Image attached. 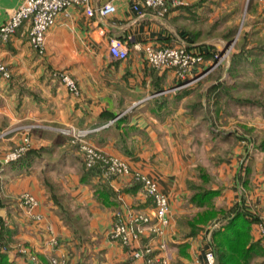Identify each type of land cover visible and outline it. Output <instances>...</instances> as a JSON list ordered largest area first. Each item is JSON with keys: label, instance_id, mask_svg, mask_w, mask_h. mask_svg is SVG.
Here are the masks:
<instances>
[{"label": "crops", "instance_id": "1", "mask_svg": "<svg viewBox=\"0 0 264 264\" xmlns=\"http://www.w3.org/2000/svg\"><path fill=\"white\" fill-rule=\"evenodd\" d=\"M21 1L0 0V24ZM109 1L114 2L116 10L105 17H89L80 6H70L60 13L46 32L44 56L38 55L30 46L28 24L21 26L6 44L0 46V59L11 73L9 79L0 75V130L7 126L16 128L0 142V154L16 145L20 136L17 127L37 125L29 130L31 148L26 157L1 164L0 172H11V176L18 179L23 170L30 169H27L28 174L33 172V175L28 184H22L27 185L32 193L42 196L41 199L44 187L40 176H62L61 186L55 184L61 192L59 203L64 200L69 204L62 212L51 197H45L42 206L35 209L44 216V220L39 222L32 220L23 208H14L9 215L11 222L4 232L8 239L23 240L43 262H47L50 255L65 252V264H146L143 259L133 260L129 248L110 240L107 232L113 211L117 208L128 206L150 214V200L144 196L140 185L131 183L130 177L104 180L102 172L85 175L87 169L82 164L77 144L70 143L71 136L61 132V128L69 126L90 128L93 130L86 136L89 143L106 154L122 156L133 170L144 172L157 182L168 195L171 217L188 210L196 214V211L211 208L213 204H221L215 207L220 212L205 224L192 217L186 221L184 230L170 226L176 235L174 239H168L172 264H199L204 250L212 243L214 228L223 227L237 213H247L249 218L257 220L259 212L264 213V159L253 162L255 164L250 168L240 164L246 150L243 142L237 143L231 150L233 158L225 164L224 173L233 175L236 170H241V174L254 171L251 180L242 181L246 186L244 196L238 186L230 182L223 183V188H216L186 180V187L189 183L192 193L190 188L184 189L181 169L177 164L180 160L173 159L170 163L165 157L181 155L174 141L175 124L180 120L175 119L178 112L170 106L173 99L177 100L176 103L184 100V93L174 94L175 89H171L178 82L173 70L148 66L138 46L187 44L196 46L198 50L212 51L210 48L199 49L194 42L195 34L187 36L177 29L182 37L175 39L172 36L169 20L175 22L183 11H190L196 3L194 0H183V4L177 7L168 4L167 11L161 13L144 7L138 0H90L93 6ZM135 5L138 7L135 8ZM249 7L257 17L254 26L263 29L264 0H252ZM112 38L128 42L129 55L125 61L109 57L107 46ZM235 53L228 69L229 76L238 74L240 68L247 71L248 67L243 68L246 65L259 72L263 65L260 62L264 60V41L251 42L247 38ZM51 65H59L73 75L80 90L79 96H73L57 80L50 70ZM199 71L200 68H196L189 75L195 76ZM216 83H203L202 90L208 87L207 97L212 95L211 89L217 87ZM235 102L260 105V102L249 99L236 98ZM254 114L252 123L261 122L264 126V119H260L258 112ZM108 115L111 116L108 118ZM255 150L264 157V138ZM228 183L231 185L228 186ZM200 188L214 193L204 198L193 197L196 189ZM255 206L260 211L255 210ZM86 215L89 220L84 226L79 222ZM71 219L78 220L76 227H73ZM242 221L238 218L235 229L248 236L247 247L253 245V254L247 263L252 264L255 258L264 257V241L258 236L255 221L241 227ZM47 224L51 225V233L45 228ZM202 226H206L207 235L199 232ZM52 234L59 237L56 247L48 244ZM156 241L142 237L141 244L155 246ZM3 256L5 261H0V264H24L20 257ZM17 259L20 260L16 262Z\"/></svg>", "mask_w": 264, "mask_h": 264}, {"label": "rangeland", "instance_id": "2", "mask_svg": "<svg viewBox=\"0 0 264 264\" xmlns=\"http://www.w3.org/2000/svg\"><path fill=\"white\" fill-rule=\"evenodd\" d=\"M198 2L200 4L199 6H197ZM251 2L252 0H194V3L196 4L190 9V11H183V14H181V16H179L175 22L169 20V27H171L173 32L172 36L175 39L182 37L177 33V29H179L182 32H185L187 36H189V33L195 34L194 42H197L199 49L204 48L206 50L207 48H210L212 52L218 53L225 47H229V52L222 58L223 60L220 62V64H217L213 69H211V71L206 73V75H202L196 80L191 81V83L187 81H189L193 75H189L188 77L183 78L178 77L173 71L175 77L178 79V82L171 89H175L174 94L179 95L180 93H184V100H178V102L176 103L177 100L173 99L174 102L170 106V108H173L178 112L175 119L177 120L178 118V120H180L175 124L174 141L176 142V150L179 149L181 155H166L165 157L168 158L170 163L171 161H173V159L180 160L177 164L181 169V181L185 190H189L188 188H190V194L192 193V187L191 185L188 186L189 183L186 187V180H194L193 182H196L199 185H207L216 188H223L225 187V184L223 183L230 182L238 186L237 189L242 193L243 196L244 194H246V186L242 184V181L247 179L251 180L254 177L252 175L254 174V171L251 170L249 173L243 172V174H241V170H236L235 172H233V175H227L223 172L225 164H229V161L233 158L231 150L239 142L244 143V146H246V150L244 151V156H242L241 163H237H240L243 166H245L246 164L248 167L253 168V165L255 164L253 162H261L264 159L263 154L261 152L256 153L255 150L256 147L259 146L260 141L264 138V126H262L261 122L256 124L252 123V118L255 116L254 113L258 112L260 119H264V60L260 62L263 65L261 66L259 72L253 71L251 66L246 65L243 68L248 67L247 71H243L240 68L238 74H233L232 76L228 75V69L233 60V55L236 54L235 51L243 46L247 38L251 42L264 41V28L261 29L260 27L254 26L257 17H255V14L251 13L250 11L249 5L251 4ZM187 47L190 49L198 50L196 46L187 45ZM40 56H44V54ZM146 64L148 65L147 62ZM59 67V65L50 66V70H52L54 76H57V73L59 72L67 73L75 80V78L69 71H67L66 69H61V67ZM8 71L10 73L9 69ZM198 74L199 73H196V75ZM205 81L206 83H208V85L217 82L215 86H217L218 88L213 87L211 89L212 95H210V97H207V86V89L205 91L202 90L204 88L203 83ZM59 82L62 83L60 80ZM197 88L202 90V92L199 93L197 91ZM204 93L205 96L203 95ZM236 98L244 100H255L256 102H260V105L258 106L257 104H255L254 106L248 104H240L239 102H235ZM36 126L37 125L35 124H30L28 126L17 127L18 131L20 132V136L18 137L19 140L17 141L16 145L2 151V154H0V166L1 164L6 165L9 163L20 161L24 158L23 155H25L26 152L31 148V136L29 134V130L32 129L31 127ZM72 128L76 130V132L90 129H76L73 126H69V128H61V130ZM15 129L16 128H13L11 126H7L6 128L1 129L0 142L8 138L9 134L12 133ZM90 130L92 131L93 129ZM87 134L83 136V140L86 143L92 145L86 139ZM69 141L72 144H77L82 164L84 165L85 169L93 168L97 163L101 165V176L104 180L127 176L132 180V184L140 185V183L132 177L134 176L135 172L142 173L153 179L151 176L147 175L144 172L133 170L128 163L127 165L129 166V171L127 173L105 176L103 170L106 165V159H99L93 164L94 166H87L85 164V161H83L85 156L83 154L84 151L81 149L80 141L76 140L75 137H69ZM25 142L26 145L23 144ZM21 144L26 147V150L21 155V157L11 162H5L4 160L7 158V155L13 153ZM165 151L169 152L167 151V149ZM102 154L105 158L108 157V155H113L125 160V158L120 155L106 153ZM252 158H254V161L252 160ZM27 169L23 170L21 176H19L18 179H14L13 175L11 176V172L5 174H2V172H0V248H2L0 249V253L5 254L6 256L10 255V257H20L23 260L24 264H52V258H60V260L56 264H62L61 261L62 259H64L63 264H65V252L50 255L47 262H43L38 257V254L33 251L27 244H25L23 240L11 238L8 239L7 235L4 232L11 222L12 218L9 215L14 210V208H23L24 210H26V213L30 215L32 220L39 222L44 220V216L42 213L35 211V209L40 205L42 206V200L45 197L47 199L51 197L58 205L59 210H62V212L65 211L64 207L69 205L64 200L62 201V203H59V201H61L62 199L61 192L59 188L57 189L55 187V184H60L61 186L63 182V180H61V178H63L62 176L59 177L57 175L58 177L54 176L53 178L49 176L46 178L40 176L39 180L44 187V197L43 199H41L42 196L39 197L36 193H32L30 190H28L27 185L24 186V184H22H28L30 177L33 175V172L31 173V175H29L28 170L30 169ZM13 181L16 183H14ZM13 185L16 186V189L13 188ZM100 185L101 184H99V186ZM227 185L230 186L231 184L228 183ZM101 187L99 189H103ZM25 193H29L35 197V199L37 200L36 206L30 208L23 202L22 195ZM163 193L168 197L165 192ZM220 205L221 204L217 203V205H211V208H205L203 210L199 209L200 211H196V214L194 211L188 210L189 212L175 214L172 215V217L169 205V221L167 227L164 228L163 235L160 237H155L152 232H147L148 238L157 240L156 245L153 248L152 255L153 252L157 250L154 254L155 256L163 255L167 258L169 263L172 264L173 255L171 245L170 243H168L170 240L168 241V239H174L176 235L172 233V229H170V226L173 225V228L175 229L179 228V230H184L186 228V221L191 219L192 217L194 220L205 224L207 221H209V218H212L217 214V212H220L219 210L215 209L216 206L220 207ZM128 208L129 207L127 206L126 209ZM119 209L121 208H117L115 211H113L110 227L112 226L114 221V214ZM255 210H257L256 206ZM257 211H260V209H258ZM85 212L86 211L83 209V213ZM258 216L264 217V213L259 212ZM87 217V215L82 217V220L79 223L86 226L89 220V218ZM77 221L78 220L75 221L73 219L70 220L73 227L77 226L75 224L77 223ZM215 221L218 222L217 219ZM258 222L259 219L255 223ZM45 228L50 233L52 232L50 224L45 225ZM205 228L206 226H202L201 228L199 227V229H201L199 232H202V235L207 232ZM109 230L107 232L108 238ZM207 234L208 233H206V235ZM53 240L57 241L56 245L53 243ZM158 241H164L166 245L165 249L159 250L157 248ZM48 244L53 247L58 246L59 237L52 234L48 239ZM207 249L212 250L215 256V262L216 264H219L216 260L217 252H215L213 244L210 243V245L204 250V253ZM12 253L15 254L12 255ZM32 257L35 258V263H32ZM18 260L20 259H17L16 262H18ZM263 260L264 257H257L252 261V264H264ZM199 264H201V262H199Z\"/></svg>", "mask_w": 264, "mask_h": 264}, {"label": "built area", "instance_id": "3", "mask_svg": "<svg viewBox=\"0 0 264 264\" xmlns=\"http://www.w3.org/2000/svg\"><path fill=\"white\" fill-rule=\"evenodd\" d=\"M146 8L156 9L161 13L167 11V5L180 6L183 0H138ZM70 6H80L89 17H105L115 12L114 2H106L102 5L93 6L90 0H22L20 4L11 12L9 17L0 24V46L6 44L12 35L24 24H28V41L30 46L38 55H43L45 50V37L48 28L55 22L56 17L65 12ZM138 6L135 5V8ZM138 49L148 65L152 68H168L175 72L178 77H188L192 70L200 68L198 75L192 76L191 81L202 75H206L211 69L223 60L222 58L229 52V47L218 53L210 52L209 57H205L206 51L194 50L185 44H172L164 46H153L150 44L140 45ZM107 53L112 60L125 61L129 55V44L124 39L112 38L107 46ZM0 75L9 78L10 73L6 64L0 59ZM59 79L67 90L74 96L79 95V87L76 81L67 73H57ZM62 133L75 137L80 141L81 149L84 151L85 164L93 165L99 159H106L103 173L105 176L127 173L129 166L127 162L117 156L104 157L100 149L86 143L83 136L90 133V129L78 131L63 129ZM26 145V142L23 143ZM21 144L13 153L7 155L5 162L17 160L26 150ZM140 183L142 193L152 204L150 214L133 210L131 208H121L114 214V221L109 230V238L117 241L124 247L129 248L130 257L133 260L143 259L146 264H170L163 255H152L154 245L151 243L141 244L142 237H147V232H152L155 237L163 235L164 228L169 221V201L168 197L159 189L157 183L148 176L135 172L132 176ZM22 200L30 208L37 205V200L29 193L22 195ZM258 236L264 240V217H259L256 223ZM57 241L53 240L56 245ZM164 241H158L157 248L165 249ZM2 249V248H0ZM32 263L35 258L32 257ZM60 258H52L51 263L56 264ZM62 264L64 259H62ZM201 264H216L215 256L211 249H207L203 255Z\"/></svg>", "mask_w": 264, "mask_h": 264}, {"label": "trees", "instance_id": "4", "mask_svg": "<svg viewBox=\"0 0 264 264\" xmlns=\"http://www.w3.org/2000/svg\"><path fill=\"white\" fill-rule=\"evenodd\" d=\"M164 45H172V43H166ZM210 52L206 51L205 57H209ZM111 115H108L106 117H110ZM29 153V151L26 152L24 157ZM84 166V165H83ZM94 166V165H93ZM85 168V167H84ZM98 173L100 174L102 172V167L99 163H97L93 168L87 169L86 174L91 173ZM138 185V184H137ZM214 192H212L210 189H196L195 193L193 194L195 198H204L207 196H211ZM247 214V213H246ZM241 214L237 213L236 217L232 220L227 221L223 227L218 226L213 229L212 232V244L215 248L216 253V260L219 264H247L249 259L251 258L253 254V245L252 247H247V235L240 232V230L235 229V226L237 225L238 218L243 219L240 226L244 224H251L254 221L256 222V218H249L248 214ZM259 219V218H258ZM3 262L4 256L2 253H0V261ZM230 261V262H229ZM229 262V263H227Z\"/></svg>", "mask_w": 264, "mask_h": 264}]
</instances>
